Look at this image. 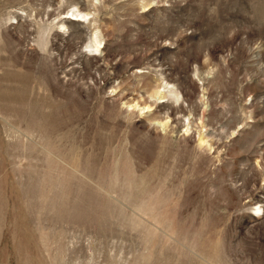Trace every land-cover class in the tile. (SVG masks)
I'll use <instances>...</instances> for the list:
<instances>
[{
  "label": "rangeland",
  "instance_id": "rangeland-1",
  "mask_svg": "<svg viewBox=\"0 0 264 264\" xmlns=\"http://www.w3.org/2000/svg\"><path fill=\"white\" fill-rule=\"evenodd\" d=\"M0 264H264V0H0Z\"/></svg>",
  "mask_w": 264,
  "mask_h": 264
},
{
  "label": "bare ground",
  "instance_id": "bare-ground-1",
  "mask_svg": "<svg viewBox=\"0 0 264 264\" xmlns=\"http://www.w3.org/2000/svg\"><path fill=\"white\" fill-rule=\"evenodd\" d=\"M86 15H87V13H82V12L78 11L76 14L75 13L71 14V17H72L71 19L77 20V22L83 21V19H85ZM96 43H98V41H96ZM98 49H99V47H97V50ZM176 97H178V96H176Z\"/></svg>",
  "mask_w": 264,
  "mask_h": 264
}]
</instances>
